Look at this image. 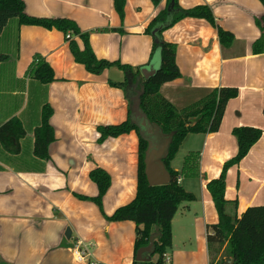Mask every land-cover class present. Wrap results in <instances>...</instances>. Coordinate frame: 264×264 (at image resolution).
Instances as JSON below:
<instances>
[{
    "label": "crops",
    "instance_id": "obj_1",
    "mask_svg": "<svg viewBox=\"0 0 264 264\" xmlns=\"http://www.w3.org/2000/svg\"><path fill=\"white\" fill-rule=\"evenodd\" d=\"M23 1L30 16L74 20L89 33L98 59L134 69L160 68L159 53L150 63L153 40L145 31L166 8V0L157 6L151 0H126L123 18L115 0ZM179 5L209 6L217 25L234 36L232 45L223 47L217 28L191 17L163 33L166 42L176 45L181 77L164 84L161 94L177 109L212 89L239 91L227 103L218 132L189 134L181 145L187 146V153L199 154L200 174L179 179L195 200L181 204L173 218L167 264H209L207 235L219 217L207 184L236 156L235 128H257L262 136L240 164L228 170L225 198L237 202V208L228 211L240 217L249 207L264 205V32L256 21L264 16V5L260 0H179ZM75 40L83 49L82 41ZM0 54L8 55L0 63V126L18 119L26 132L19 154L8 153L0 144V264H133L136 224L106 217L136 197L138 136L131 132L98 143L97 131L100 125H118L128 118L125 91L108 82H122L124 73L114 67L90 74L75 62L62 32L18 27L16 21L0 35ZM36 55L52 67V83L28 75ZM47 103L53 108L55 141L49 160H42L33 154L34 131ZM96 168L111 176L103 212L78 198L97 196L89 176ZM68 228L70 238L65 235ZM78 248L87 251L86 261L76 260Z\"/></svg>",
    "mask_w": 264,
    "mask_h": 264
},
{
    "label": "trees",
    "instance_id": "obj_2",
    "mask_svg": "<svg viewBox=\"0 0 264 264\" xmlns=\"http://www.w3.org/2000/svg\"><path fill=\"white\" fill-rule=\"evenodd\" d=\"M158 5L160 0H151ZM166 8L160 11L149 23L145 34L153 40L151 60L155 53L160 55V68L147 80L141 77V70L146 66L134 69L119 61L98 59L89 40V33L81 31L78 24L66 18L34 17L26 13L23 0H0V35L12 21L18 27L38 26L47 30L56 29L66 36L69 48L76 63L81 64L93 75H101L111 68H118L124 73L122 82L109 80V85L125 91L129 102V115L126 121L118 125H100L98 143L107 139L135 132L139 139L138 175L136 197L127 205L118 208L112 216L106 217L110 222L132 221L136 224V240L133 264H167L166 254L172 247V221L183 203L192 202L195 196L180 184L181 176L197 178L199 176V154L187 156L183 169L176 171L171 162L177 155L182 143L189 134H208L219 131L229 100L236 98V88H216L210 90L203 98L191 105L177 109L161 94V87L181 77L176 63V45L168 43L163 33L180 20L191 17L204 19L217 28L218 38L223 47H230L234 36L217 25L212 9L209 6H196L183 9L179 0H166ZM264 5V0H260ZM126 0H115V8L121 18L124 17ZM172 6L171 11L168 8ZM264 32V16L257 19ZM70 34L68 38L67 35ZM75 38L83 43L80 49ZM8 55L0 54V63ZM28 75L42 84L55 81L50 64L41 55H36L29 66ZM139 117L131 111L132 99L137 98ZM53 108L47 103L41 112V123L34 131L33 154L39 159L49 160V148L55 141L54 129L50 123ZM143 122L145 124H143ZM26 132L18 119H11L0 126V144L8 153L21 152L20 141ZM237 139L238 152L235 157L225 162L218 178L207 184L218 213V224L211 227L207 235L209 264H264V205L249 207L240 217L230 214L228 209L237 208L236 201L225 198L228 170L248 155L251 148L260 140L262 131L253 127H238L233 130ZM167 144L166 157L162 161L170 175L171 181L166 185L150 186L146 169V152L149 142ZM98 188L95 197L78 195V198L95 203L103 212V198L111 186V176L102 168H96L89 174ZM153 240L154 252L147 257L148 261L136 260L137 251ZM229 262V263H227Z\"/></svg>",
    "mask_w": 264,
    "mask_h": 264
},
{
    "label": "water",
    "instance_id": "obj_3",
    "mask_svg": "<svg viewBox=\"0 0 264 264\" xmlns=\"http://www.w3.org/2000/svg\"><path fill=\"white\" fill-rule=\"evenodd\" d=\"M172 6L168 8V11H171ZM158 70V69H157ZM153 67L151 68H144L141 70V77L144 80H147L150 78L152 75L155 74L157 71ZM139 101L138 97L132 99V104H131V111L134 115V117H139ZM143 124H145L143 122ZM166 147L167 144H153L152 141L149 142V147L146 152V169H145V174L146 178L148 181V184L150 186H161V185H166L170 183L171 178L170 175L162 161V158L166 157ZM66 237L70 238L71 236V230L68 228L66 231ZM154 252L153 248V240L152 238L150 239V244L146 247H142L137 251L136 255V260L139 262H144L150 260L147 255H150Z\"/></svg>",
    "mask_w": 264,
    "mask_h": 264
},
{
    "label": "rangeland",
    "instance_id": "obj_4",
    "mask_svg": "<svg viewBox=\"0 0 264 264\" xmlns=\"http://www.w3.org/2000/svg\"><path fill=\"white\" fill-rule=\"evenodd\" d=\"M139 140V139H138ZM191 153H187V146H181L179 152L175 156L174 159V166L180 168L181 170L183 169L182 167L184 166L185 160L187 155H190ZM171 249V248H170ZM170 249L168 250L167 254H170ZM210 262V260H209ZM229 263V262H227ZM230 264V263H229Z\"/></svg>",
    "mask_w": 264,
    "mask_h": 264
},
{
    "label": "built area",
    "instance_id": "obj_5",
    "mask_svg": "<svg viewBox=\"0 0 264 264\" xmlns=\"http://www.w3.org/2000/svg\"><path fill=\"white\" fill-rule=\"evenodd\" d=\"M67 37L69 38L70 36L67 35ZM87 256H88L87 251L85 252L79 248L75 250V257L77 261L84 262L86 261ZM90 264H96V263H90Z\"/></svg>",
    "mask_w": 264,
    "mask_h": 264
}]
</instances>
